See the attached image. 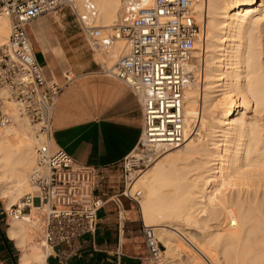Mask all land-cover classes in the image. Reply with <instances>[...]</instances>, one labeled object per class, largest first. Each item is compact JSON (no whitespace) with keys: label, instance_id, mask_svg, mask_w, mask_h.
<instances>
[{"label":"bare ground","instance_id":"6f19581e","mask_svg":"<svg viewBox=\"0 0 264 264\" xmlns=\"http://www.w3.org/2000/svg\"><path fill=\"white\" fill-rule=\"evenodd\" d=\"M72 1L82 8L86 0ZM91 1L97 25L120 21L123 0ZM259 3L205 0L196 6L203 31L190 66L195 79L185 93L184 143L163 145L152 165L158 162L129 188L136 181L143 220L156 228L165 257L182 256L178 264H264V201L258 196L264 185V45L259 49L256 39L264 34V3ZM151 6L147 0L143 9ZM9 28L11 20L0 16V31ZM125 53L123 40L94 51L102 63ZM14 105L5 101L3 110ZM15 121L0 132V197L8 209L32 191L36 150L48 143L36 136L28 118ZM38 221L35 209L10 221L9 235L23 250L21 264H47L51 249L43 243L46 254L34 246L29 229L33 225L38 233Z\"/></svg>","mask_w":264,"mask_h":264},{"label":"built area","instance_id":"2783aa9c","mask_svg":"<svg viewBox=\"0 0 264 264\" xmlns=\"http://www.w3.org/2000/svg\"><path fill=\"white\" fill-rule=\"evenodd\" d=\"M145 1L123 0L120 21L103 28L96 24L98 10L91 0L82 8L72 0H0V16L11 20L10 35L0 44V92L7 94L0 96V125L13 121L3 110L4 102L12 101L48 141L36 150L32 191L6 209V214L24 219L35 209L39 233L51 249L48 256L58 264H68L79 252L82 237L96 234L108 178L104 169L80 163L61 148H51L52 120L62 87L47 78L38 62L28 25L65 6L93 52L119 40L125 42L126 53L106 72L132 89L143 110V135L137 150L148 151L140 159L142 166L133 153L120 166L125 183L121 194L138 203L141 192L129 189L139 175L135 174L154 163L165 151L163 145L176 147L185 140V93L195 79L190 66L203 31L196 6L205 0H152V6L144 10ZM143 237L151 261L165 264V247L156 230L143 224Z\"/></svg>","mask_w":264,"mask_h":264},{"label":"crops","instance_id":"0c3cea01","mask_svg":"<svg viewBox=\"0 0 264 264\" xmlns=\"http://www.w3.org/2000/svg\"><path fill=\"white\" fill-rule=\"evenodd\" d=\"M36 20L28 25L35 56L47 78L62 87L52 120L51 148L104 169L108 178L98 230L81 238L79 252L68 264H156L144 242L139 203L111 185L123 161L140 145L144 125L140 101L126 83L107 74L77 26L51 23L50 18ZM6 209L0 197V264H21L23 250L9 235L12 218ZM46 263L58 264L48 254Z\"/></svg>","mask_w":264,"mask_h":264},{"label":"rangeland","instance_id":"374dc122","mask_svg":"<svg viewBox=\"0 0 264 264\" xmlns=\"http://www.w3.org/2000/svg\"><path fill=\"white\" fill-rule=\"evenodd\" d=\"M77 2V1H76ZM262 3H264V0H260V3L258 4V6L260 5H263ZM46 18H50L51 19V23H55V24H70V25H73V26H77V29L79 30V28H78V25H77V22H76V18H75V16L71 13V11H70V9L68 8V7H63L62 9H59V10H57V11H55V12H53V13H51V14H49V15H46V16H43V17H40L39 19H37L36 21H38V20H44V19H46ZM8 22H9V20H8ZM263 23H264V20H263ZM9 27H10V23H9ZM9 34H10V28H9V30L8 31H6V32H1L0 31V42L3 40V39H6V38H8L9 37ZM258 35V36H257ZM256 35V39L258 40L257 42H259L261 45V47L259 48V49H261V48H263V45H264V34L262 33H258ZM263 35V36H262ZM84 38L86 39V43H87V45H88V47H89V49H90V51L94 54V52L92 51V49H91V47H90V45H89V42H88V40H87V38L84 36ZM34 44V43H33ZM95 57H96V60L100 63V64H102L104 67H105V69H109V67H111V66H114L115 65V63L118 61V59L119 58H116V59H111V60H109V61H105L104 63H102L100 60H98V58H97V56L95 55ZM111 61V62H110ZM113 64V65H112ZM5 92H3V94L2 95H5V97L7 96V94L5 93ZM1 95V96H2ZM13 105L15 104V103H13L12 101H10ZM14 106H16V105H14ZM4 111L5 112H7V113H9L12 117H13V121H12V123L14 122L15 124H17L16 122L17 121H15V120H18V121H20V120H22V119H24V118H26L25 116H23V115H21L20 114V112L19 111H17V107L16 108H14V107H12V108H6V109H4ZM257 117L258 118H261V116L260 115H257ZM29 120V119H28ZM29 122L32 124V126L35 128V132H36V136L37 137H39L41 134H38V132H37V130H36V126H35V123H32L30 120H29ZM6 126H8V124H5V125H0V132H2L3 130H4V128L6 127ZM192 138H194V137H192ZM195 138H198V137H195ZM180 148H182V146L181 147H179V148H173V149H169L168 151H167V153L162 157V158H164V157H166V156H169V155H173V154H175V153H177L178 152V150H180ZM147 151L148 150H145V151H142V148H140V149H138L136 152H134L133 154H132V156L133 157H137V155H140L139 157H137L136 159H137V161L139 162V164H140V166H142V161H140V159L143 157V155L145 154V153H147ZM161 158V159H162ZM160 159V160H161ZM159 160V161H160ZM158 162V161H157ZM156 162V163H157ZM155 163V164H156ZM37 164V163H36ZM154 164V165H155ZM154 165H151V166H149V167H147V168H143V170L146 172V171H148V170H150ZM138 174H140V172H137L135 175H138ZM135 183H136V181H135ZM134 183V185H133V188H132V190H131V193H133V192H135V191H137V190H140L138 187H137V183L135 184ZM116 185L117 187H116V189H119L120 190V192H122L123 190H124V186H125V183H124V180H123V178H122V173H121V169H120V173H119V175H118V177H117V179H116V181L115 182H113V183H111V185ZM262 185V184H261ZM264 187V185L263 186H261L260 188H259V194H258V196H260L259 197V199L262 201H264V190L262 189ZM31 190V189H30ZM107 190H108V188L106 189V187L104 188V192H107ZM112 190V189H111ZM263 190V191H262ZM141 191V190H140ZM262 191V192H261ZM263 193V194H262ZM263 197V198H262ZM142 198H143V193H142V195H141V197H140V199H138V203H139V205H140V203L142 202ZM3 199V198H2ZM4 200V199H3ZM5 201V200H4ZM6 203V202H5ZM33 211V210H32ZM35 213V212H34ZM36 214H37V211H36ZM38 215V214H37ZM143 218V217H142ZM12 220V219H11ZM143 222H144V224L146 225V226H149V225H147L146 223H145V221L143 220ZM152 227V226H151ZM29 229H30V232H31V237H32V242H33V245L34 246H37L38 248H40V249H43L44 251H45V248H43L42 247V245H43V239H42V235H41V233H39V231H38V233H37V230H38V228H34V226L33 225H30L29 226ZM156 229V228H155ZM189 248V247H188ZM165 251H166V248H165ZM181 257V258H180ZM180 257H178V259L177 260H175V259H173V258H171V257H165L164 256V262H165V264H178V263H181V262H179V261H182V256H180ZM180 259V260H179ZM203 264H205V261H203Z\"/></svg>","mask_w":264,"mask_h":264}]
</instances>
